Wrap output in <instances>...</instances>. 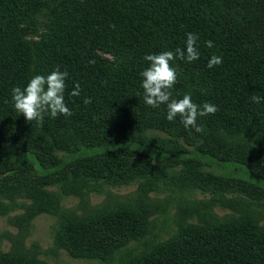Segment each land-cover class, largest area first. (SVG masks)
<instances>
[{
  "label": "trees",
  "instance_id": "1",
  "mask_svg": "<svg viewBox=\"0 0 264 264\" xmlns=\"http://www.w3.org/2000/svg\"><path fill=\"white\" fill-rule=\"evenodd\" d=\"M188 32L199 36L200 57L172 62L177 82L171 92L174 99L190 94L197 105L217 106L214 115L198 118L201 133L186 129L179 117L168 121L166 105L147 106L141 88L144 56L183 48ZM212 55L223 62L209 69ZM57 68L68 72L64 96L73 114L27 122L12 105V88ZM77 83L80 95L73 97ZM253 95L264 97V0H0V181L34 165L53 176L72 161L86 181L107 176L120 184L137 181L141 190L158 177L151 161L166 158L183 164L171 182L192 186L201 170L190 153H197L264 184V152L258 149L264 144V101L253 103ZM85 98L91 103L84 104ZM149 132L164 135L147 139ZM235 136L233 156L222 155L230 149L223 151L220 139ZM69 148L75 157L55 156ZM63 176L50 180L68 186L76 178ZM115 215L75 231L82 254L105 264L116 254L115 264H264L257 226L212 236L214 231L193 230L182 220L167 239L142 248L149 213L130 207ZM81 224L71 223L70 234ZM63 240L66 247L74 238ZM134 241L137 246L128 248ZM9 260L2 256L0 264Z\"/></svg>",
  "mask_w": 264,
  "mask_h": 264
},
{
  "label": "rangeland",
  "instance_id": "2",
  "mask_svg": "<svg viewBox=\"0 0 264 264\" xmlns=\"http://www.w3.org/2000/svg\"><path fill=\"white\" fill-rule=\"evenodd\" d=\"M44 11L45 8L36 18L39 26ZM163 135L162 132H149L146 138ZM235 138L220 139L221 149H230L228 153L221 152L222 155L233 156L230 151ZM178 142L183 145L181 140ZM194 148L189 147L191 151ZM72 149L58 150L55 156L58 159L75 157L70 155L74 151ZM258 149L264 152V144L259 143ZM191 154L192 161H195L191 162L192 165L195 164L201 171L197 173L192 186L184 187L179 182H171V174L178 177L183 164L166 158L151 161L158 177L141 190L137 181L120 184L107 176L95 181L88 178L86 181L83 170L72 161L62 173L53 176L42 175L37 165L9 175L0 181V257L10 258L9 264H105L99 258L82 254L85 253L83 240L75 236V231L81 233L95 220L115 217L116 213L130 207L149 213L151 224L143 238L142 248L152 240L158 242L167 239L174 234L182 220L192 225L193 230L209 234L214 231L212 236L226 234L238 226H245L249 230L257 226L264 241V184L256 181V178L245 177L240 168L229 164L222 167L213 159ZM142 156L139 154L132 160ZM65 173L67 179L76 175L71 185L62 186L50 180L58 176L64 178ZM73 222L82 224L72 230L74 234H70L69 225ZM248 232L255 235L253 231ZM70 235L74 241L63 246V237ZM137 243H130L128 248L136 247ZM110 259L113 260L111 264H115L117 254Z\"/></svg>",
  "mask_w": 264,
  "mask_h": 264
},
{
  "label": "clouds",
  "instance_id": "3",
  "mask_svg": "<svg viewBox=\"0 0 264 264\" xmlns=\"http://www.w3.org/2000/svg\"><path fill=\"white\" fill-rule=\"evenodd\" d=\"M199 36L195 33H186L185 46L175 51L167 50L160 53L148 54L144 60L148 67L141 73V88L143 89L144 103L151 108H158L166 105V119L174 121L180 118V123L186 129H194L201 133L203 128L197 124L199 117L214 115L218 108L216 105L205 102L197 105L193 102L190 94H185L181 99L172 98L171 89L177 82V71L172 62L175 60L188 63L199 59L200 53L197 48ZM208 48L213 47L212 41H206ZM223 58L212 55L207 62V67L212 69L221 65ZM94 63V61H90ZM67 71L53 70L48 75H34L24 86H16L11 91V102L15 111L22 114L27 122H42L45 115L52 118L57 116L70 117L73 113L65 103V88ZM71 96L80 95V85L77 83ZM253 103H261L264 97L253 95L250 97ZM84 104L91 103L90 98L84 99Z\"/></svg>",
  "mask_w": 264,
  "mask_h": 264
}]
</instances>
